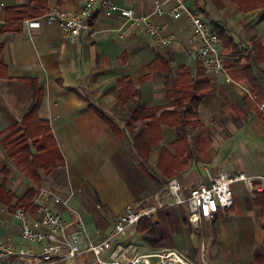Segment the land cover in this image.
I'll use <instances>...</instances> for the list:
<instances>
[{
  "label": "crops",
  "instance_id": "0c3cea01",
  "mask_svg": "<svg viewBox=\"0 0 264 264\" xmlns=\"http://www.w3.org/2000/svg\"><path fill=\"white\" fill-rule=\"evenodd\" d=\"M110 1L132 9L136 16H149V22L162 28V36L171 38L172 43L157 45L140 24L130 25L116 15L106 17L98 6L94 9L92 38L82 33L72 42L58 27L48 26L43 16L27 17L7 27V10L26 6L30 0H0V171H10L3 192L11 195H0V238L11 236L20 248L39 251L41 247L19 238L14 218L18 201L36 188V183L27 173H18L7 156L10 143L22 136L23 117L31 111L49 126L50 138L61 156L59 168L65 172L63 198L70 193L66 207L52 204L51 208L69 223L80 217L92 240L106 237L104 231L126 204L135 208L150 204L152 195L165 189L168 172L174 166L168 159L175 155L171 147L178 139L175 126L166 123L170 119L160 122V141L151 144L145 124L151 117L162 121V112L172 109L165 83L175 70L187 68L195 78L197 65H201L190 56L189 24L185 19H172V2L162 5L164 13L158 17L152 12L155 3L162 0ZM84 2L64 0L58 6L55 0H46L44 8L76 11ZM241 2L248 6L240 0H185L210 31L215 26L224 29L240 50L247 51L262 95L261 101H256L247 81L238 83L227 76L226 71L238 57L223 54L219 39L225 73L207 75L203 71L211 91L200 103L197 126L185 129V144L179 145L177 164L182 169L174 175L185 196L198 180L207 182L208 176L219 173L264 175V81L257 53L264 36L263 9L251 6V0ZM31 6L38 8L36 3ZM34 19L39 21L37 28L24 23ZM121 81H129L135 93L120 103ZM94 107L109 116L113 126L100 119ZM255 186L259 191L251 197L241 184L232 185L233 207L208 221L221 234L226 224L234 227L235 243L257 246L253 252H239L232 264H264V182ZM74 198L81 208L69 204ZM32 200L21 204L28 206ZM164 211L173 213L182 224L188 214L185 205H172L160 212ZM133 232L136 229L116 244L136 248ZM186 233L190 232L174 241L182 251Z\"/></svg>",
  "mask_w": 264,
  "mask_h": 264
},
{
  "label": "built area",
  "instance_id": "2783aa9c",
  "mask_svg": "<svg viewBox=\"0 0 264 264\" xmlns=\"http://www.w3.org/2000/svg\"><path fill=\"white\" fill-rule=\"evenodd\" d=\"M169 2L174 4L170 10L172 19H185L189 24L190 56L199 61L205 74H224L218 36L188 8L185 0L156 2L152 15L161 17L164 13L162 5ZM95 6L100 7L106 17L116 15L130 25L140 24L143 32L157 45L168 46L172 43L171 38L162 36V28L149 22V16H136L132 9L118 7L110 0H85L76 11L51 9L42 18L48 26L58 27L72 42L82 33L92 38ZM24 23L31 28L39 26L38 19L25 20ZM226 81L232 83L228 77ZM245 91L250 95L248 88ZM259 182H264V175L219 173L208 176L207 182L198 180L183 199L181 183L177 177H172L166 181L163 191L152 195L150 204L141 208L126 204L113 224L112 233L99 241L89 237L80 217L76 216L69 223L51 208L52 204L66 207L70 193L66 198H61L48 189H40L28 206L16 208L14 212L19 238L29 244L41 245L39 251L20 248L11 236H5L0 238V264H197L177 249L137 253L131 247H123L116 242L128 231L135 230L139 221H151L158 212L172 205H185L189 225L198 229L202 223L212 221L219 214L224 215L233 207L232 185L241 184L254 197L259 191L255 186ZM200 260L201 264H207L202 257Z\"/></svg>",
  "mask_w": 264,
  "mask_h": 264
},
{
  "label": "trees",
  "instance_id": "16d2710c",
  "mask_svg": "<svg viewBox=\"0 0 264 264\" xmlns=\"http://www.w3.org/2000/svg\"><path fill=\"white\" fill-rule=\"evenodd\" d=\"M240 4L243 6H248L247 3ZM250 1V0H247ZM251 6L256 8H262L263 13L261 16L262 22L264 23V0H251ZM58 6H61L64 0H55ZM36 3L38 8L32 7L31 5ZM46 6V0H30V2L23 7L13 8L7 10L6 13V26L11 27L18 25L25 18H36L46 14L47 10L44 8ZM243 8V7H242ZM211 32L215 33L222 43L223 54L229 56H237L238 61L230 69L226 71L227 76L232 80L241 83L242 81H247L252 88V96L255 97L256 101H261V91L257 79L252 73V67L249 65V54L245 50H240L239 46L235 41L227 36V32L215 26ZM259 62L263 65V70L261 71V79L264 81V36L261 38L260 47L257 50ZM246 64L243 66V64ZM197 65V73L195 78H192L189 69L178 68L175 70V75L165 83L166 96L169 104L173 107L172 109L164 110L162 112V121H157V118L151 117L149 123L145 124V133L149 137L151 144H156L160 141V122H166L170 119V122H166L172 126H175L177 131V141L171 145L175 151L173 158L168 159L172 162L174 166L171 167L168 172L169 177H172L180 169L182 165H178V159L181 157V152L179 149L180 144H185L186 141V131L187 127L197 126V115L198 108L201 101L207 93L211 91L210 84L203 74V69ZM120 87L118 100L119 102H124L130 97L134 96V88L131 86L129 81H121L118 85ZM95 114L106 122L108 125L113 126V122L110 117L104 112L100 111L94 107ZM22 136L15 138L8 146L7 156L10 160L13 168L20 174H26L29 180L36 183V188H31L25 196L18 201L16 208L23 207L21 202L32 200L38 190L40 189V184L42 182L41 175H46L49 173L50 168L53 165L56 168L61 166V156L54 144L52 138L49 135V126L45 120L38 118L36 111H31L30 114L25 115L22 119ZM52 143L57 152V157L54 160H49L47 155L48 143ZM204 143V142H203ZM208 145V143H207ZM188 152V150H187ZM190 153V151H189ZM59 164V165H58ZM52 170V169H51ZM10 171L9 169H2L0 171V195L2 197L10 198L9 193L4 194V181L8 177ZM1 198V197H0ZM15 212V211H14ZM216 219V218H215ZM213 219V220H215ZM264 230V224L262 225ZM136 232L143 235L147 240H151L149 236L153 232V225L147 220H141L136 226ZM161 239H158L156 244H160ZM155 247V246H154ZM159 247V246H156ZM259 253V251H258Z\"/></svg>",
  "mask_w": 264,
  "mask_h": 264
},
{
  "label": "rangeland",
  "instance_id": "374dc122",
  "mask_svg": "<svg viewBox=\"0 0 264 264\" xmlns=\"http://www.w3.org/2000/svg\"><path fill=\"white\" fill-rule=\"evenodd\" d=\"M147 155L148 150L145 152ZM47 155L49 160H54L57 157V152L52 143H48ZM59 165V164H58ZM52 169V170H51ZM42 186L40 189H48L55 193L56 195L63 198L65 196L64 190L66 189V178L65 172L63 169L56 168L54 165L50 168L48 174L43 175ZM172 177H176L173 175ZM168 177V179L172 178ZM167 179V180H168ZM39 189V190H40ZM69 194V193H68ZM186 193H181V197L184 199ZM73 208H81L76 203V199H72L69 203ZM188 214L185 216L186 220L178 221L174 219L176 217L173 216V213L166 214V211L160 212L157 217L153 220L148 221L153 225V232L151 235L144 234L146 237L149 236L151 240H147L140 235V233H132L135 235L136 239L133 241V245L136 247L133 249L137 253L148 252V250L152 251L154 246H159L161 249L173 248L183 252L184 255L189 257L194 263L201 264V257L207 262V264H232V258H234L239 252L247 253L253 252L257 249V246H245L235 243V236L237 234L236 229L234 227H230V225H225L222 231L224 234L219 233L217 227L215 228L213 224H209L208 222H204L200 225L198 229H193L188 224ZM113 224L110 223L107 229L104 231L105 236H109L112 233ZM186 237L181 242V249H178L174 243L176 238H183L185 232ZM131 231L125 235L127 238L130 235ZM123 238V237H121ZM120 239V238H118ZM158 239H161L160 244H156ZM102 239H98L99 241ZM252 246V247H251ZM179 247V248H180ZM263 247V246H262ZM157 249V250H158ZM261 249V248H260ZM259 249V250H260ZM67 264H79L77 262H69Z\"/></svg>",
  "mask_w": 264,
  "mask_h": 264
}]
</instances>
